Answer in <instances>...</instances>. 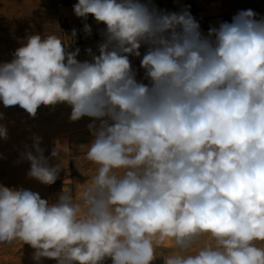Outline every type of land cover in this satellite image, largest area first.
Returning a JSON list of instances; mask_svg holds the SVG:
<instances>
[{
  "label": "clouds",
  "instance_id": "clouds-1",
  "mask_svg": "<svg viewBox=\"0 0 264 264\" xmlns=\"http://www.w3.org/2000/svg\"><path fill=\"white\" fill-rule=\"evenodd\" d=\"M73 11L86 37L89 16L105 26L98 54L77 58L75 29L28 35L0 63V102L91 118L96 171L55 202L0 184V244H28L37 264H153L162 247L173 249L163 264H264V18L242 10L205 35L187 8L152 0H77ZM142 46L147 83L130 60ZM40 143L21 159L52 185L69 149L57 144L51 166Z\"/></svg>",
  "mask_w": 264,
  "mask_h": 264
},
{
  "label": "rangeland",
  "instance_id": "rangeland-1",
  "mask_svg": "<svg viewBox=\"0 0 264 264\" xmlns=\"http://www.w3.org/2000/svg\"><path fill=\"white\" fill-rule=\"evenodd\" d=\"M161 11L181 12L187 8L190 12L200 9L205 3L212 6L203 13L207 16L201 25L218 27L221 22H231L233 16L242 10H253L256 18H264V0H183L179 6L169 5L168 0H152ZM67 0H0V63L10 62L14 51L26 42L31 34L47 35L55 33L69 39L71 35L63 34L62 29L68 28L67 16L73 14L66 8ZM103 24L94 21L92 35L86 37L83 29L77 35L75 43L69 41L71 48L79 47L78 59H90L86 49L91 48L98 54V45L102 42L101 31ZM85 44L84 48L80 47ZM141 57H130L132 67L137 72V80L143 81L144 70L140 60L146 51L141 47ZM147 83V81H143ZM0 113L3 118L0 124L7 128L8 139L0 138V184L8 187L26 188L39 192L41 198L55 202L63 187H69L75 193L79 184H83L95 174L96 165L87 161L85 153L92 135L88 125L91 118L84 117L79 121H70L71 108L65 104L54 107L41 106L35 118L21 109L18 105L4 107L0 102ZM40 137V147L51 162H59L51 157V152L57 144L66 146L69 154L68 164L62 169L63 178L52 185H44L34 178H28L30 163L21 159V154L34 148V138ZM62 156L65 154L62 152ZM173 249L162 247L157 249V258L153 264H163V258L170 255ZM34 249L28 244L14 242L11 245L0 244V264H37L33 260ZM40 264H57L56 260L42 258ZM105 264H107L105 262Z\"/></svg>",
  "mask_w": 264,
  "mask_h": 264
},
{
  "label": "built area",
  "instance_id": "built-area-1",
  "mask_svg": "<svg viewBox=\"0 0 264 264\" xmlns=\"http://www.w3.org/2000/svg\"><path fill=\"white\" fill-rule=\"evenodd\" d=\"M169 1V5L171 6H179L182 4V1L183 0H168ZM73 5H70L71 7V11L73 12L74 14V11H73ZM211 7V4L210 3H205L200 9L198 10H194V11H191V15L196 19V21L199 22L200 24V28H201V31L203 34L207 35L208 33V30L209 28L211 27V25L207 24V25H201V22H203L204 20H206V18H208L207 16H204L203 13H205L209 8ZM75 29L76 32H77V35H82L79 31L82 29V28H77V27H68V28H64L62 29V32L63 34H68V35H71L72 33V30ZM76 35V36H77ZM58 162H51L50 165L51 166H55V164H57ZM63 178V172L62 170L60 171L59 173V176H58V179L56 181H59L60 179ZM107 264H111V260L108 259L105 261Z\"/></svg>",
  "mask_w": 264,
  "mask_h": 264
},
{
  "label": "crops",
  "instance_id": "crops-1",
  "mask_svg": "<svg viewBox=\"0 0 264 264\" xmlns=\"http://www.w3.org/2000/svg\"><path fill=\"white\" fill-rule=\"evenodd\" d=\"M68 1V6H66L67 9H69L71 11V7L70 5L75 4L77 2V0H67ZM94 18L89 16L87 23L92 27L93 23H94ZM210 21H208L209 24ZM66 24L68 27H77V28H82L84 27V21L81 18H78L75 14H71L69 16H67L66 18ZM81 38L83 37V35L80 36ZM85 44H81L80 47L84 48Z\"/></svg>",
  "mask_w": 264,
  "mask_h": 264
},
{
  "label": "bare ground",
  "instance_id": "bare-ground-1",
  "mask_svg": "<svg viewBox=\"0 0 264 264\" xmlns=\"http://www.w3.org/2000/svg\"><path fill=\"white\" fill-rule=\"evenodd\" d=\"M211 6H212V3H211ZM82 30V29H81Z\"/></svg>",
  "mask_w": 264,
  "mask_h": 264
}]
</instances>
